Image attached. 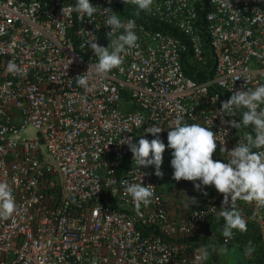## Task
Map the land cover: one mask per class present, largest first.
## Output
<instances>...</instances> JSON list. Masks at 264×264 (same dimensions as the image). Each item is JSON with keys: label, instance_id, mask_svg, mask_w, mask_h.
I'll use <instances>...</instances> for the list:
<instances>
[{"label": "built area", "instance_id": "built-area-1", "mask_svg": "<svg viewBox=\"0 0 264 264\" xmlns=\"http://www.w3.org/2000/svg\"><path fill=\"white\" fill-rule=\"evenodd\" d=\"M74 3L0 0V183L9 185L17 206L0 220V264H198L195 255L215 249L206 252L192 242L204 235L208 220L220 218L223 194L214 190L205 201L171 206L159 178L149 166L139 172L128 144L120 143L157 138L146 132L154 125L164 142L182 118L210 126L219 141L212 159L226 160L219 148L231 150L252 130L228 126L239 113H215L237 90L264 83V3L232 0L230 10L219 0H153L140 12L173 25L186 42L121 17L112 0H90L101 8L92 18L63 15L62 8ZM122 3L136 9L131 0ZM109 7L122 21H135L138 47L104 79L89 72L85 90L75 78L96 58L81 43L90 33L99 46L109 45L114 37L107 36L102 10ZM188 50L194 64L211 60L205 82L184 74ZM9 60L21 74L6 71ZM28 129L36 135L26 137ZM140 178L154 197L137 214L123 181ZM235 203L259 235L240 252L246 264H264V209ZM221 243L241 248L234 236ZM253 244L261 249L259 262L257 253H246ZM203 264L212 263L206 258Z\"/></svg>", "mask_w": 264, "mask_h": 264}, {"label": "clouds", "instance_id": "clouds-1", "mask_svg": "<svg viewBox=\"0 0 264 264\" xmlns=\"http://www.w3.org/2000/svg\"><path fill=\"white\" fill-rule=\"evenodd\" d=\"M123 2L125 3L126 0ZM131 2L136 6L137 15L141 11L150 10L153 4V0H131ZM261 2L264 3V0ZM219 3L224 9L233 10L232 0H219ZM98 9L101 8L94 7L90 0H75L74 4L62 8V13L63 15L75 13L81 21L86 17L92 18ZM102 10L105 14L103 25L109 29L107 36L114 38L109 39L110 43L107 47L99 46L95 35L90 33H86L90 39L82 40L81 49L87 45L96 58L95 63L89 64L85 74L75 78V83L85 90H90L89 72L94 73L99 79H104L114 69H120L124 54L138 47L139 38L135 31V21L132 19L127 22L122 21L110 7ZM6 71L10 74H21L20 67L12 60L7 62ZM238 113L239 120L226 121L228 126L236 130L251 127L252 131L240 138L238 144L231 150H226L224 146L219 148L220 152L227 153L226 160L212 159L219 141L216 132H213L210 126L186 123L182 118H177L174 127L167 132V147L172 150L170 166L173 169V179L191 181L194 189L201 191L206 186H212L217 193L223 194L218 216L224 222L222 235L229 239L233 236L234 230L246 231V221L237 209L235 203L237 200L254 204L258 210L264 209V83H257L254 88H247V91L237 90L227 101L222 102L215 116L237 117ZM161 131V127L154 125L148 127L146 132L157 138L151 141L140 138L138 142H132L130 137L120 143L128 144L132 161L138 171L141 167L150 165H155L157 170L159 169L162 153L165 150V144L158 138ZM223 132L226 135V130ZM156 174L159 175V171ZM123 183L124 191L131 198L135 211L137 214H142L141 207H147L152 202L154 188L143 186L141 178L138 183L127 179ZM203 194L207 195L206 192ZM189 200L192 201L191 205L195 203L194 199ZM16 207L9 185L0 183V220L11 217ZM199 215L204 216V213ZM248 252H251V248H246V253ZM206 255V253L195 255L194 259L198 264H203Z\"/></svg>", "mask_w": 264, "mask_h": 264}, {"label": "trees", "instance_id": "trees-1", "mask_svg": "<svg viewBox=\"0 0 264 264\" xmlns=\"http://www.w3.org/2000/svg\"><path fill=\"white\" fill-rule=\"evenodd\" d=\"M112 5L115 8V10L119 12L121 17H134L137 21L141 22L146 27L169 34L170 36H173L181 41L186 42L184 36L173 25L161 21H154L143 13H139L137 15L136 14L137 10L130 6H125L122 3V0H112ZM204 53L205 55L209 54L207 49H205ZM189 56H190V50L185 52L182 56L184 74L187 77L194 80L195 82L198 83L205 82L212 75L210 70L212 65L211 60L208 61L207 65L202 66L192 63ZM163 143L165 144V150L162 153V157L166 158V156H169V159L171 160L172 150L167 147V139ZM245 221H246V231L241 232L238 230H234V234H233L235 241L241 244V248L239 250H242L244 246H247L250 241L251 242L254 241L255 243L259 242V235L255 227L247 220ZM223 223L224 222L222 218H211L210 220H208V222L204 226V235H202L201 237L197 236L194 239L195 241L192 242L194 244L193 248L204 247L208 251H210V249L212 248L215 249L218 247L229 248V246L222 245L221 243L222 239L224 238L222 235ZM260 251L261 249L259 245H255V244L252 245L250 253L258 254L256 262L261 261L263 258L262 254L259 255Z\"/></svg>", "mask_w": 264, "mask_h": 264}, {"label": "rangeland", "instance_id": "rangeland-1", "mask_svg": "<svg viewBox=\"0 0 264 264\" xmlns=\"http://www.w3.org/2000/svg\"><path fill=\"white\" fill-rule=\"evenodd\" d=\"M35 135L36 134L33 129H28L25 132L26 137H34ZM170 161L171 160L169 159V156H166V158L162 157V163L160 164L158 170L155 165H150L149 168L151 170V173L155 175L157 178H159L161 182L162 192L164 193V195L166 197L170 196L171 206H172V203L176 205L182 200L192 202L189 199H194L195 202H202V201H205V199L209 198L213 194L215 189L212 186H206L201 191V190L194 189L193 182L185 181V180H180V181L174 180L173 179V169L170 166ZM157 171H159L160 173L159 175L156 174ZM203 192H206L207 195H204ZM201 249L208 252V250L204 247H201ZM235 249L236 248H234V250ZM218 250L222 254L224 253L223 249H218ZM241 255H242L241 258L245 260L246 256L243 253H241ZM224 256L227 257L225 254Z\"/></svg>", "mask_w": 264, "mask_h": 264}, {"label": "crops", "instance_id": "crops-1", "mask_svg": "<svg viewBox=\"0 0 264 264\" xmlns=\"http://www.w3.org/2000/svg\"><path fill=\"white\" fill-rule=\"evenodd\" d=\"M232 248H222L218 247L213 250L212 254H207L206 258L212 264H246V261L241 258V252L239 249ZM218 249H223V254L219 252ZM217 251V252H216ZM235 251V252H234ZM224 254L227 256L225 257ZM236 257V258H235Z\"/></svg>", "mask_w": 264, "mask_h": 264}]
</instances>
